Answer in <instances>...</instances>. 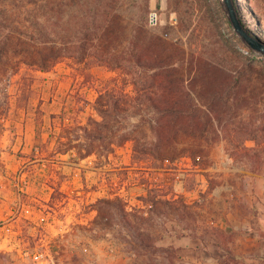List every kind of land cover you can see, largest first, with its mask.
I'll use <instances>...</instances> for the list:
<instances>
[{"label":"rangeland","instance_id":"obj_1","mask_svg":"<svg viewBox=\"0 0 264 264\" xmlns=\"http://www.w3.org/2000/svg\"><path fill=\"white\" fill-rule=\"evenodd\" d=\"M229 3L264 31V0ZM89 21L112 23L129 71L82 54ZM144 47L171 77L141 66ZM40 49L60 56L47 70ZM105 88L130 98L127 118L91 155L62 153L66 137L86 145ZM35 251L38 264H264V56L222 0H0V264Z\"/></svg>","mask_w":264,"mask_h":264},{"label":"trees","instance_id":"obj_2","mask_svg":"<svg viewBox=\"0 0 264 264\" xmlns=\"http://www.w3.org/2000/svg\"><path fill=\"white\" fill-rule=\"evenodd\" d=\"M242 23L247 29V32L251 35H254L256 32H260L259 25L256 23H253L255 28L252 25L248 26L245 24L244 20L242 19ZM259 26V27H258ZM87 29L86 35V44L83 47L82 54L86 55L88 57H94L97 59L101 64L106 66L109 69H112L114 71L121 70L125 72V70L129 71L130 66L132 65V57L129 53L125 52H118L115 51V42H114V27L111 22H108L107 24H95L92 21H89L88 24L85 27ZM144 34L148 32V30H142ZM97 38V42L92 43V39ZM155 46L161 45V37H157ZM151 47H144L140 54L137 56V58L140 60L139 63H141V66L144 69H147L149 66V62L151 61H157L159 63L158 69L160 70V73L168 77H171V74H169L167 71L163 70V67L160 65H164L165 59L161 56V53H155V51H151ZM129 54V55H128ZM59 55L55 56L52 54V51H45V49H40L37 51V56L33 58V65L39 67L41 70H47L50 67H52L54 64H56L57 59H59ZM75 59V55L73 56ZM165 67V66H164ZM118 91H115L113 88H105V90H99L98 96L95 99L92 107L96 111V113L102 118V120H97L95 118L90 117L87 121V123L84 126H79L80 130L84 132V138L86 141V145L83 146V143L79 141V137L76 138H69V137H60V139L65 138L67 139V142H60V145L64 146V151L62 153L76 150L78 153V156L80 157H86L88 155H91L94 152V143L98 141H105V135L103 133V129H107L109 126L110 120H114L116 122H121L120 119L127 118L128 115H124L122 117L118 116V112L126 111L129 109V107L132 105L130 103V98L123 92L120 94H117ZM187 100V98H186ZM154 103L158 104H164L165 108H160V113L165 114L169 111V105L171 104V101L166 100H156ZM173 103V102H172ZM155 104V105H156ZM176 103H173V107ZM171 106V107H172ZM169 107V108H167ZM113 109V112L111 110ZM165 118L167 116H164ZM172 118V117H171ZM176 118H178L176 116ZM173 133V132H172ZM181 133V132H180ZM68 134V133H67ZM174 135H178V132ZM181 135L189 138H195L197 137L198 133L195 128V125H191L189 129H186L184 133ZM172 137L171 139H173ZM176 138V137H175ZM76 142V143H75ZM109 147H107L108 151H112L113 148H111L112 144H108ZM106 148V147H105ZM82 151H86L85 154H81ZM193 150L187 149L186 152H189L192 154ZM103 202L111 204L113 201L105 200ZM116 204H118L120 208V212H125V205L122 202L121 198L116 199Z\"/></svg>","mask_w":264,"mask_h":264},{"label":"water","instance_id":"obj_3","mask_svg":"<svg viewBox=\"0 0 264 264\" xmlns=\"http://www.w3.org/2000/svg\"><path fill=\"white\" fill-rule=\"evenodd\" d=\"M228 19L231 23L232 30L244 42L249 50L264 56V43L256 36L247 32L242 23V18L237 11L230 5L229 0H222Z\"/></svg>","mask_w":264,"mask_h":264},{"label":"built area","instance_id":"obj_4","mask_svg":"<svg viewBox=\"0 0 264 264\" xmlns=\"http://www.w3.org/2000/svg\"><path fill=\"white\" fill-rule=\"evenodd\" d=\"M157 20H158V15L156 12H152L149 18V22L151 25H155L157 24ZM31 259L33 260L34 263L38 264V263H43L46 262L48 260V254H45L44 251H35L30 255Z\"/></svg>","mask_w":264,"mask_h":264},{"label":"crops","instance_id":"obj_5","mask_svg":"<svg viewBox=\"0 0 264 264\" xmlns=\"http://www.w3.org/2000/svg\"><path fill=\"white\" fill-rule=\"evenodd\" d=\"M33 132H34L33 130H30L27 128L24 132L23 138L31 139ZM177 245H179V244H177Z\"/></svg>","mask_w":264,"mask_h":264},{"label":"bare ground","instance_id":"obj_6","mask_svg":"<svg viewBox=\"0 0 264 264\" xmlns=\"http://www.w3.org/2000/svg\"><path fill=\"white\" fill-rule=\"evenodd\" d=\"M253 27L252 28H255L254 25H252ZM259 27V26H258ZM263 28L259 27V30L261 32V35L264 36V31L262 30Z\"/></svg>","mask_w":264,"mask_h":264}]
</instances>
